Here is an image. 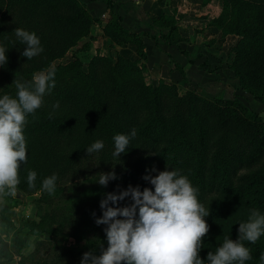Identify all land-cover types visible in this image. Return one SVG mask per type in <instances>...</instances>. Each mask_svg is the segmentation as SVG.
I'll use <instances>...</instances> for the list:
<instances>
[{
	"label": "trees",
	"instance_id": "trees-1",
	"mask_svg": "<svg viewBox=\"0 0 264 264\" xmlns=\"http://www.w3.org/2000/svg\"><path fill=\"white\" fill-rule=\"evenodd\" d=\"M94 20L81 0H0V46L7 49V62L0 66V97L15 98L13 80L30 81L32 69L46 72L55 68V86L44 94L41 107L26 117L27 160L21 165L41 162L39 168H50L58 154L83 148L99 135L113 141L115 134L130 136L136 129L114 170L117 178L110 184L154 191L143 179L148 172L155 176L159 171L179 170L187 176L198 189V201L209 207L204 218L209 230L199 252L206 260L207 253H214L226 236L238 239V224L248 220L251 209L264 215V122L236 97L205 96L189 88L180 92L175 82L162 78L146 81L141 36L124 26L113 9L100 28L101 34L115 45L133 43L135 58L95 51L86 68L75 54L50 64L57 56L58 41L64 39L66 46L74 43L88 34ZM208 23L221 34L237 37L229 47L233 55L227 66L239 87L264 104V0H220L219 12ZM166 25L170 30L162 36L175 43L181 37L174 15L169 19L164 13L151 16L150 26ZM19 26L34 32L43 48V59L33 57L32 65L16 61L15 48L20 41L13 33ZM143 34L156 38L148 31ZM88 41L81 45L85 50L91 45ZM153 168L158 170L154 173ZM105 194L100 188L76 195L77 239L84 236L88 217ZM105 227L102 225L103 231ZM242 243L251 253L245 264H264V234L255 243ZM13 244L18 250L15 237Z\"/></svg>",
	"mask_w": 264,
	"mask_h": 264
},
{
	"label": "clouds",
	"instance_id": "clouds-1",
	"mask_svg": "<svg viewBox=\"0 0 264 264\" xmlns=\"http://www.w3.org/2000/svg\"><path fill=\"white\" fill-rule=\"evenodd\" d=\"M14 31L18 40L26 45L22 56L30 60L43 51L34 32L22 28ZM6 50L0 46V66L7 62ZM54 76L55 68L50 67L46 72L33 74L30 81L14 79L16 97L7 94L0 97V195L15 194L19 168L27 160L23 134L26 117L41 107L44 94L55 86ZM136 134L133 128L130 136ZM130 136L120 133L113 136L114 157L119 158L126 151ZM103 147V141L96 140L86 151L92 154ZM116 178L114 171L100 173L96 182L107 186ZM143 179L154 186V191L147 187L141 191L139 186L129 185L119 193L105 194L100 201L103 214L95 223L106 225L107 247L99 244V255L85 252L81 264H245L251 259L250 250L242 241L255 243L264 234V215L259 210L251 209L248 220L238 224V239L226 236L215 252L209 251L207 259L202 260L199 252L209 230L204 219L209 215V207L205 208L198 201V189L179 170L159 171L155 176L146 174ZM35 180L36 172L29 171V187L35 186ZM56 180L55 174L45 178L43 190L54 193ZM129 197L130 204L112 206ZM261 260L264 261V254Z\"/></svg>",
	"mask_w": 264,
	"mask_h": 264
},
{
	"label": "rangeland",
	"instance_id": "rangeland-1",
	"mask_svg": "<svg viewBox=\"0 0 264 264\" xmlns=\"http://www.w3.org/2000/svg\"><path fill=\"white\" fill-rule=\"evenodd\" d=\"M162 13L166 15V19H169L173 14V10L167 7ZM17 28L25 29L23 26ZM151 28H154L153 34L155 35H166L170 30L167 25ZM92 31L93 25H90L86 36L79 37L68 46H66L64 39H60L54 51V55L57 56L52 58L50 64L64 62L75 54L81 59L83 68H86L88 58L96 50L92 45L86 50L81 45L83 42L91 40ZM184 32L186 31L184 30ZM13 34H15V31ZM174 35L175 33L171 36ZM236 38L235 36V40ZM25 47L26 45L20 42L18 47L15 48L16 61L32 65L27 57L21 55ZM104 51H106V54L114 56L117 49L106 45ZM232 55V51L228 49L222 62L227 65ZM37 57L43 59L42 54ZM226 67L225 65L223 66V68ZM41 71L43 70L32 69L31 73L33 75ZM4 77L5 74H3ZM178 90L182 92L185 88L181 86L178 87ZM228 93L229 97H236L249 108L256 111L264 122V104H259L257 100L255 101L253 98L256 97L252 96L250 92L242 87L240 88L237 84L236 87L230 86ZM96 140L103 141V149L88 154L86 148ZM113 151V141L105 135H99L93 142L83 148L73 152L58 154L55 164L50 168L46 166L39 168L41 162L39 164L28 162L26 166L21 165L18 172L19 184L15 194L0 195V239L5 238V240H1V246L4 249V252L0 255L2 260L6 261L7 264H81V259L85 252L92 251L94 254L99 255L101 251L99 244L107 247V239L104 237L102 224L97 225L95 223V219L102 216V209L100 206L94 209L90 217H88L89 221L84 236L81 239H77L75 226L77 225L76 220L79 210L73 213L77 205L74 204V201L77 198L76 195L80 192L97 191V189L100 190L101 188L106 193H118L119 190L126 189L131 185L123 184L121 188H115V186L113 187L110 184L111 180L107 186H102L96 182L100 173L114 171L119 165L122 153L117 158L112 155ZM37 166L38 169H36ZM155 169L156 171L158 170L157 168ZM29 171L36 172L34 187H29L27 182ZM43 171H47V173ZM156 171L153 172L155 173ZM53 174L57 176L56 188L54 193L49 194L43 190L42 182ZM109 203L111 204V202ZM130 203L131 199L129 197L123 201H118L117 205L112 206L122 207ZM24 219H27V221L23 224ZM14 237L19 243L18 250L14 249Z\"/></svg>",
	"mask_w": 264,
	"mask_h": 264
},
{
	"label": "crops",
	"instance_id": "crops-1",
	"mask_svg": "<svg viewBox=\"0 0 264 264\" xmlns=\"http://www.w3.org/2000/svg\"><path fill=\"white\" fill-rule=\"evenodd\" d=\"M95 17L91 45L98 53H105L106 45L129 58H135V45L127 42L115 45L101 34V26L113 9L121 15L124 26L141 36L144 50L143 74L146 81L158 78L173 81L178 87L194 89L205 96L229 97L230 86H237L232 70L222 62L235 40L233 33L220 34L218 28L208 23L220 9V0H81ZM167 7L174 10L178 34L175 43L164 40L162 34H153L151 16ZM184 30L186 32H184ZM148 31L150 35L143 34ZM195 31V33H194ZM213 31V33H212ZM218 33V34H217ZM105 48V49H104ZM225 65L226 68H223ZM259 104H263L256 98ZM0 239V255L4 252ZM0 264H7L0 257Z\"/></svg>",
	"mask_w": 264,
	"mask_h": 264
}]
</instances>
